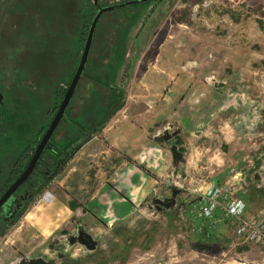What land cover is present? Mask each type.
Masks as SVG:
<instances>
[{
  "label": "rangeland",
  "instance_id": "1",
  "mask_svg": "<svg viewBox=\"0 0 264 264\" xmlns=\"http://www.w3.org/2000/svg\"><path fill=\"white\" fill-rule=\"evenodd\" d=\"M93 1L68 0L75 22L67 20L73 31L66 47L59 16L54 19L52 106L57 88L75 73L73 37ZM24 82L43 79L18 77L14 85L22 93ZM69 119L90 128L84 142L91 143L75 150L0 235V264H264L258 247L235 245L232 222L210 227L200 207H191L209 189L202 187L215 182L247 204L248 216L264 210V0H153L105 15ZM44 124L36 122L35 130ZM73 128L62 122L54 143L70 147ZM112 160H129L158 179L143 206L111 223L81 205L56 232L59 223L33 226L50 208L44 194L53 202H86L94 175Z\"/></svg>",
  "mask_w": 264,
  "mask_h": 264
},
{
  "label": "flooded vegetation",
  "instance_id": "2",
  "mask_svg": "<svg viewBox=\"0 0 264 264\" xmlns=\"http://www.w3.org/2000/svg\"><path fill=\"white\" fill-rule=\"evenodd\" d=\"M151 1L153 0L148 2L125 0L110 5L101 3V0L98 2L94 0L88 4L86 23L83 25L81 18L78 20L79 31L78 34L75 31L73 37L74 43L78 45V50L73 58L74 62L78 63L75 73L83 55L92 21L101 8L118 7L103 14L100 21L105 15L118 11L140 10V5ZM122 5L126 6L121 7ZM70 7L68 0H0V85H3V88L0 86V199L28 168L75 76L74 73L64 87L57 88L54 94L56 103L52 106L48 86L50 76L54 72L51 69L53 56L49 50L51 41H53L52 32L56 30L57 26L54 19L59 16L58 26L63 34L60 43L61 46L66 47L70 43L69 37L73 31L70 29L68 31V27L72 28L73 24H67V20L71 16ZM80 12L81 10L75 14L79 15ZM100 21L93 37L88 62L81 80L87 74ZM74 22L75 20H69V23ZM64 52L66 51L62 52L63 57L65 56ZM3 74L8 80L6 84H4ZM18 77L34 81L43 79V85L24 82L25 92L22 93L14 85V81ZM80 82L62 121H69L74 126V133L67 142L70 147L68 149L58 147L54 143L55 134L53 135L49 146L28 180L13 193L0 209V235L5 233L9 226L25 213L37 197L41 196L45 183L52 177L55 178L58 172L60 173V169L64 168L61 165L66 153L74 152L78 145L92 133L90 128L69 119L70 107L77 95ZM20 85L23 86L22 83ZM106 89L109 90V93L114 92V87L108 86ZM24 96H26V100H23ZM44 121L45 124L36 131V122L40 124ZM91 123L94 122L91 121ZM9 131H11L10 134Z\"/></svg>",
  "mask_w": 264,
  "mask_h": 264
},
{
  "label": "crops",
  "instance_id": "3",
  "mask_svg": "<svg viewBox=\"0 0 264 264\" xmlns=\"http://www.w3.org/2000/svg\"><path fill=\"white\" fill-rule=\"evenodd\" d=\"M144 128H151V125L146 124ZM142 136L146 138L147 132H144ZM89 143H84L83 147L85 148ZM102 153L107 154L108 151L105 150ZM98 155L101 156V153ZM102 160L105 161L106 157L103 156ZM114 160L111 161L112 163L106 172L100 171L98 175H94L95 178L92 179L95 182L94 188L90 190L92 192L86 202L80 201V199H77L78 202L76 203L56 200L53 202L54 198L47 194L46 201L52 200L47 216H43V220L32 223L35 224L33 226L39 229V227L45 228L48 224L59 223L54 229L56 232L68 220L73 219L78 210L83 207L99 219L114 223L124 219L130 211L143 206L157 190L158 179L129 160H120L119 162ZM73 171L76 170L73 169ZM75 182L74 180L73 183ZM213 185L217 186V183L207 184L201 190L205 191ZM193 203L191 207L200 205L197 201ZM71 205L75 206L76 209L72 210ZM61 215L66 216V219L61 221L59 219Z\"/></svg>",
  "mask_w": 264,
  "mask_h": 264
},
{
  "label": "built area",
  "instance_id": "4",
  "mask_svg": "<svg viewBox=\"0 0 264 264\" xmlns=\"http://www.w3.org/2000/svg\"><path fill=\"white\" fill-rule=\"evenodd\" d=\"M44 194L41 199L46 200ZM199 213L210 227L232 222L235 245H253L264 256V210L254 216H248V206L241 199L230 198L223 188L211 186L203 193ZM196 208V207H195ZM202 229L200 228L199 231Z\"/></svg>",
  "mask_w": 264,
  "mask_h": 264
},
{
  "label": "water",
  "instance_id": "5",
  "mask_svg": "<svg viewBox=\"0 0 264 264\" xmlns=\"http://www.w3.org/2000/svg\"><path fill=\"white\" fill-rule=\"evenodd\" d=\"M148 1H150V0H142V2H148ZM96 2H98V0H96ZM129 4H132V3H129ZM124 6H126V5H122L121 7H124ZM116 8H118V7L101 8L99 10V12L97 13V15L95 16V18L93 19L91 27H90L89 35H88V38H87V41H86V44L84 47V51H83V55H82L80 64H79L78 69L75 73V76H74V78H73V80H72V82L68 88V91H67V93L63 99V102L60 105V108H59L55 118L53 119L50 127L48 128L43 139L41 140L40 144L38 145L28 168L17 179V181L9 188V190L3 195V197L0 199V209L10 199V197L13 195V193L23 183H25L28 180L29 176L32 174V172L36 168V165H37L38 161L40 160L41 156L43 155L44 151L49 146L53 135L55 134L59 125L61 124V122L65 118L67 109L71 103V100L75 94L76 88H77V86H78V84L82 78V75L84 73V70L86 68L88 58H89V54H90V50H91V46H92V42H93V37H94L95 31H96L97 25H98L103 14L111 12V11L115 10Z\"/></svg>",
  "mask_w": 264,
  "mask_h": 264
},
{
  "label": "trees",
  "instance_id": "6",
  "mask_svg": "<svg viewBox=\"0 0 264 264\" xmlns=\"http://www.w3.org/2000/svg\"><path fill=\"white\" fill-rule=\"evenodd\" d=\"M87 140V139H86ZM85 141V140H84ZM82 142L80 145H78V147H77V149L76 150H78L79 148H81V146H83L84 145V143L85 142ZM69 148V147H68ZM67 148V149H68ZM75 152V151H74ZM74 152H72V153H66V157H65V159L63 160V163H62V165L61 166H64L65 167V164L72 158V156H73V153ZM63 168H61L60 170H62ZM59 173V172H58ZM53 178L54 177H52L51 178V180H48L46 183H45V185L43 186V191L46 189V187L51 183V181L53 180ZM71 208H72V210H75L76 209V207L75 206H73V205H71Z\"/></svg>",
  "mask_w": 264,
  "mask_h": 264
}]
</instances>
